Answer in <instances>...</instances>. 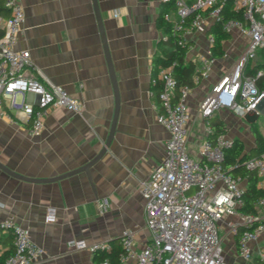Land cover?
Returning <instances> with one entry per match:
<instances>
[{
  "label": "crops",
  "instance_id": "1",
  "mask_svg": "<svg viewBox=\"0 0 264 264\" xmlns=\"http://www.w3.org/2000/svg\"><path fill=\"white\" fill-rule=\"evenodd\" d=\"M97 1L120 105L111 143L91 167L93 187L84 172L53 182H30L0 169V219L11 217L30 229L32 239L45 249L37 264H103L90 251L70 247L73 237L109 242L113 250L126 228L136 229L137 248L145 245L148 236L140 182L164 158L169 135L157 121L159 98L151 88L160 66L154 69L153 58L162 48H170L161 20L164 5L162 0ZM21 2L26 18L16 48L28 49L48 79L82 101L83 111L49 107L42 133L33 136L30 123L21 122L9 109L0 110V161L25 176L54 177L84 165L105 145L116 110L115 92L92 0ZM167 12L175 17L173 6ZM190 44L186 58L195 71L200 65L198 53L206 52L209 45L200 32ZM246 46L236 49L228 39L223 41L227 56L216 57L208 75L190 89L188 147L195 158L207 136L200 108L213 84L235 65ZM213 118L223 123L227 137L243 143L246 153L254 147L251 123L258 124L264 137V113L238 116L225 107ZM243 136L251 141L248 147ZM48 205L57 208L54 223L44 220ZM6 236L0 239L4 250L10 247V241L3 242ZM260 241L264 243V233Z\"/></svg>",
  "mask_w": 264,
  "mask_h": 264
},
{
  "label": "built area",
  "instance_id": "2",
  "mask_svg": "<svg viewBox=\"0 0 264 264\" xmlns=\"http://www.w3.org/2000/svg\"><path fill=\"white\" fill-rule=\"evenodd\" d=\"M173 2L175 17L164 14L172 25L177 44H189L197 33L206 35L208 49L198 53L200 63L193 74L194 83L206 77L216 61L212 51L214 36L208 31L218 25L231 34L239 30L249 41L235 65L213 84L207 101L200 108L207 136L198 146V157L188 147V127L192 119L186 100L191 86L177 91L174 62L160 65L153 83H160L157 121L169 135L165 156L150 176L140 182L144 200L145 245H135L136 229L126 228L120 235L118 264H255L264 263V197L257 200L255 212H244L245 179L229 174L223 166L226 150L233 139L225 133L214 134L210 125L217 110L230 108L238 116L264 113V69L248 72L250 58L264 47V0H233V8L244 12V21L224 18V0H162ZM8 15H0V110L13 111L21 122L30 123V133L38 136L44 128L49 107L62 106L74 113L83 103L65 87L53 83L35 65L28 49H17L23 31L25 9L21 0H5ZM223 56H227L224 51ZM21 101H18V97ZM256 171L258 185L264 187V152L246 161ZM106 208V203L102 204ZM46 223L57 220V208L48 205ZM221 231L224 235H221ZM11 234L12 251L4 252L0 240V264H37L45 249L31 237L28 227L13 218L0 219V239ZM234 239L236 257L230 262L223 255L222 242ZM70 247L78 250L111 252L109 242L89 243L71 238ZM103 264H109L104 260Z\"/></svg>",
  "mask_w": 264,
  "mask_h": 264
},
{
  "label": "trees",
  "instance_id": "3",
  "mask_svg": "<svg viewBox=\"0 0 264 264\" xmlns=\"http://www.w3.org/2000/svg\"><path fill=\"white\" fill-rule=\"evenodd\" d=\"M5 0H0V15L7 16L8 8L4 5ZM164 10L161 12V20L164 23V29L168 34L165 42L170 48H162L160 53L155 55L153 58L154 69L158 65H167L174 62L173 73L176 77L177 91L182 85L193 86V74H194V64L191 60H187L186 54L189 48V44H177L175 37L172 34V25L170 22L165 21L164 14L169 8L173 6V2H163ZM220 14L224 18H233L236 20L244 21V12L242 10L237 11L233 8V0H224L222 3V8ZM214 36V44L212 46V51L214 56L220 57L224 53L223 41L230 38V34L223 31L218 25H214L209 31ZM261 50L262 60L250 66V62L247 66L248 72L250 74H255L257 69H264V47ZM152 90L155 91L156 97L158 99V93L160 89V84L154 83L151 85ZM210 125L213 129L214 134L223 133L225 127L219 119L212 118ZM251 132L254 138L253 151L246 153L244 151L243 143L240 140L234 139L232 145L226 150L225 159L223 166L226 171L237 177L240 176L245 179V192L244 200L245 205L242 207L244 212H255L256 202L259 198L264 197V187L258 185V176L256 171L249 170L246 168V161L252 157H258L264 152V137L259 130V126L256 122L251 123ZM11 234H8L3 242L10 241L9 249L4 250L1 257L9 253L12 250ZM114 243V242H113ZM121 252L120 245L113 249L111 252L95 251L93 253L94 259L98 262L108 260L109 264H118L119 254ZM255 264H264L258 260H255Z\"/></svg>",
  "mask_w": 264,
  "mask_h": 264
},
{
  "label": "water",
  "instance_id": "4",
  "mask_svg": "<svg viewBox=\"0 0 264 264\" xmlns=\"http://www.w3.org/2000/svg\"><path fill=\"white\" fill-rule=\"evenodd\" d=\"M92 1H93V5H94V11L96 14L97 22L99 25V30H100V34H101V38H102V42H103V46H104V51H105V55H106V59H107L108 67H109V72H110L112 84L114 87L115 99H116L115 115H114L113 123H112L111 129H110L109 136L106 140V143L102 147V149L99 151V153L93 159H91L90 161L85 163L84 165H82L76 169H73L71 171H68L66 173L54 176V177L35 178V177L25 176V175L17 173L16 171H14L13 169H11L10 167H8L7 165H5L4 163H2L0 161V169L5 171L9 175H12L13 177H16L18 179L25 180V181H30V182H53V181H56V180H59V179H62V178L68 177V176H72V175L77 174L79 172H84L87 175V177H88V179L91 182V185L93 187L91 167L104 155V153L107 150V147L111 143V140L113 138L114 131H115L116 122H117L119 105H120V98H119V89H118V85H117V81H116L113 62H112V58L110 55L109 46L107 43V37H106V33H105V29H104L103 20L101 17V12L99 9L98 1L97 0H92Z\"/></svg>",
  "mask_w": 264,
  "mask_h": 264
},
{
  "label": "rangeland",
  "instance_id": "5",
  "mask_svg": "<svg viewBox=\"0 0 264 264\" xmlns=\"http://www.w3.org/2000/svg\"><path fill=\"white\" fill-rule=\"evenodd\" d=\"M228 41H230V43L233 45L234 48L241 49L245 46L246 43L248 44L249 39L247 36L242 35V34H236V35L233 34L232 36H230ZM261 60H262L261 50H259L253 57L250 58V62H252V63H257ZM18 101H21L20 97H18ZM262 129L264 131V121L262 123ZM250 139H251V137H250ZM244 143L248 147L251 144V141L249 139H247V137H244ZM221 235L222 236L224 235L223 231H221ZM233 243H234V239H232V238L227 239V237H226L223 240V242H222L223 255L230 262L240 263L241 259L239 257H236V251H235Z\"/></svg>",
  "mask_w": 264,
  "mask_h": 264
}]
</instances>
